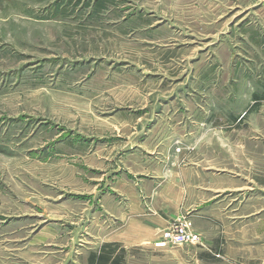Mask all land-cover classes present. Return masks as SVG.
<instances>
[{
    "label": "rangeland",
    "instance_id": "obj_1",
    "mask_svg": "<svg viewBox=\"0 0 264 264\" xmlns=\"http://www.w3.org/2000/svg\"><path fill=\"white\" fill-rule=\"evenodd\" d=\"M195 164L264 184V0H0V264H67L119 179Z\"/></svg>",
    "mask_w": 264,
    "mask_h": 264
},
{
    "label": "crops",
    "instance_id": "obj_2",
    "mask_svg": "<svg viewBox=\"0 0 264 264\" xmlns=\"http://www.w3.org/2000/svg\"><path fill=\"white\" fill-rule=\"evenodd\" d=\"M101 197L67 264H98L102 256L105 264H264V184L257 181L195 164L119 179ZM183 217L201 245L156 248Z\"/></svg>",
    "mask_w": 264,
    "mask_h": 264
},
{
    "label": "built area",
    "instance_id": "obj_3",
    "mask_svg": "<svg viewBox=\"0 0 264 264\" xmlns=\"http://www.w3.org/2000/svg\"><path fill=\"white\" fill-rule=\"evenodd\" d=\"M184 244L201 245V236L196 233L193 222L188 218H182L166 229L155 247L167 248L170 245Z\"/></svg>",
    "mask_w": 264,
    "mask_h": 264
},
{
    "label": "trees",
    "instance_id": "obj_4",
    "mask_svg": "<svg viewBox=\"0 0 264 264\" xmlns=\"http://www.w3.org/2000/svg\"><path fill=\"white\" fill-rule=\"evenodd\" d=\"M109 259L107 257H100L98 264H105Z\"/></svg>",
    "mask_w": 264,
    "mask_h": 264
}]
</instances>
